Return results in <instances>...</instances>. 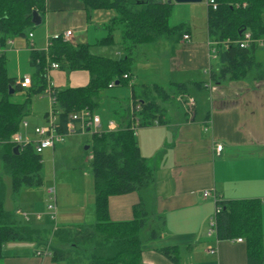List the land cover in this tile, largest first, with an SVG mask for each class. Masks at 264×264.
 <instances>
[{
    "label": "trees",
    "instance_id": "trees-1",
    "mask_svg": "<svg viewBox=\"0 0 264 264\" xmlns=\"http://www.w3.org/2000/svg\"><path fill=\"white\" fill-rule=\"evenodd\" d=\"M216 8L207 5V30L214 41L215 56L220 63L219 70L212 72L211 80L264 79V61L255 60L257 42L264 36V0H214ZM86 10L112 9L115 16L110 25L122 30L123 55L112 58L93 54L83 43L62 42L60 38L51 40L46 50H37L30 45L29 60L34 66L30 85L21 87L15 84L16 77L6 73L4 53L0 55V159L3 169L11 177L12 191L18 192L22 186L35 187L41 183V154L35 151L31 142L17 152L15 144L9 142L12 133L19 129L28 102L34 93H44L48 87L46 70L51 61L66 69H86L90 78L80 87H57L50 85L55 100L51 110L57 117V130L66 132L69 115L82 108L93 109L97 94L114 84L127 83L132 79V63L135 49L157 38L176 40L181 34V25L170 27L168 16L171 2L167 0H81ZM45 0H0V44L8 38L26 35L32 28L31 12L36 9L43 19ZM250 32L252 39L247 46L240 47L235 41L243 32ZM109 39L110 37H105ZM229 41V42H227ZM124 74L126 76H124ZM199 84L200 82H195ZM10 87L13 92L10 93ZM183 83H175L172 89L183 93ZM22 91L24 98L12 100L14 93ZM169 94L158 85L136 86L130 83L132 103H139L135 114L140 126L150 124L161 115L159 101ZM93 106V107H92ZM193 108V107H192ZM191 108V109H192ZM48 112L44 113V117ZM132 121V118H131ZM126 126L114 130L91 132V157L88 159L93 177L94 216L91 226L67 225L55 227L53 244L47 250L51 258L67 261V255L76 244L84 245L88 264H141V232L150 225V209L146 191L153 179V172L140 154L135 135ZM89 148V147H88ZM88 148L85 153H88ZM132 191L141 193L140 200L133 205V216L128 220L114 221L108 214V197ZM5 187L0 175V260L3 244L7 241H36L40 231L24 224L15 208L7 210L3 206ZM219 211L215 215L217 239L243 237L246 244L247 264H262L264 243L260 229V204L257 199H228L215 201ZM153 225L146 232L147 239L158 237L164 220L157 214ZM43 232H47L46 230ZM69 245V248H62ZM72 247V248H71ZM160 252L178 264L176 247H164Z\"/></svg>",
    "mask_w": 264,
    "mask_h": 264
},
{
    "label": "crops",
    "instance_id": "crops-1",
    "mask_svg": "<svg viewBox=\"0 0 264 264\" xmlns=\"http://www.w3.org/2000/svg\"><path fill=\"white\" fill-rule=\"evenodd\" d=\"M45 1L40 23L43 25L40 35L45 42L50 34L71 30V42L86 44L89 49L94 43L112 42L113 29L120 27L110 25L115 16L112 9L86 10L81 0ZM205 12V32L200 36L188 19L191 23L183 25L176 40L157 38L135 49L138 53L144 51V67L152 72L137 77L141 80L137 86L158 84L169 94L165 100H158L161 109V115L155 117L158 124L139 126L135 134L139 152L153 172L145 192L153 212L150 225L141 232V264H175L160 252L164 247L174 246L178 264H247L243 237L219 240L214 234L208 235L209 218L215 206L213 196L221 200L257 199L264 243V79L229 80L225 76L211 80L220 63L216 62L214 41L208 35L207 3ZM183 34L188 37L183 38ZM36 37L38 34L32 33L33 46ZM14 40L12 37V43ZM260 40L263 43L257 45L264 46V36ZM255 60L264 61V52L256 57L255 50ZM131 83L135 84L134 80ZM175 83L184 84L183 93L171 88ZM180 96L194 99L191 110H187ZM131 102L132 99L117 112L114 129L126 126L129 120L131 123ZM217 143L222 145L219 152L215 150ZM204 190L210 192L207 197L202 196ZM28 198L23 201L28 204H17L14 208L37 210ZM140 198L139 191L110 195V219H131L132 207ZM157 214L164 220L162 231L158 237L147 239L146 232L159 223L154 218ZM67 225L86 226L64 223L52 229ZM239 237L241 241L237 240ZM37 249L40 248L31 241H7L3 244L0 264H65L55 262L49 253L37 255Z\"/></svg>",
    "mask_w": 264,
    "mask_h": 264
},
{
    "label": "rangeland",
    "instance_id": "rangeland-1",
    "mask_svg": "<svg viewBox=\"0 0 264 264\" xmlns=\"http://www.w3.org/2000/svg\"><path fill=\"white\" fill-rule=\"evenodd\" d=\"M206 2L201 0L198 2H175L171 1L170 13L168 16V25L170 27H183L191 19V27L197 32V35L205 32V12ZM196 26V28L193 27ZM43 25L33 26L25 30L26 35H15L14 43H6L5 45V67L9 77L20 78L24 75L32 76L34 66L30 64L29 51L30 40L33 38L27 37L28 32L38 34L36 44L33 46L37 50H45V39L40 35ZM182 29V28H181ZM121 28L113 29V40L110 43L101 45L94 43L90 46L89 51L93 54L104 55L107 57L117 58L123 55L121 43ZM134 52L135 62L132 64L133 77L130 82L114 84L102 89L95 98V103L91 110L93 114L100 118V125L97 131L111 130L109 127L110 120H118V113L126 108L130 103V84L132 80L136 86L141 80L137 77H142L147 73H152L147 70L143 64V53ZM264 52V46L256 48V57ZM213 60V59H212ZM216 62L218 60L216 59ZM155 63V62H154ZM48 85L57 87H80L88 83L90 75L86 69H66L62 67L51 68L46 70ZM24 98L22 91L13 94L12 100L20 102ZM50 97L47 93H34L31 95L27 106V112L23 115L21 121L27 123V127L23 128L19 124V131L27 132L32 138L33 127L35 125L44 124L47 122L44 117L45 112H50ZM138 130V129H137ZM88 146V153H85L84 146ZM91 152V132H74L64 136L60 143H56L54 148H46L41 154V183L35 187L22 186L18 192L12 191L11 177L3 169L0 159V175L5 187V196L3 206L7 210H12L15 205H26L23 202L27 200L33 202L34 213H41L44 216L41 221H34L29 216L28 220H23L24 224L32 228L45 229L47 232H40L39 240L43 243L31 241L34 246L40 249L49 248L53 244L54 225L64 223H80L86 226H91L95 221L94 216V187L91 168L89 165V155ZM54 187L55 190V208L51 211L48 209V203H51L46 193L48 187ZM28 190L30 193L26 195L24 192ZM35 203V204H34ZM30 214L33 212L28 210ZM55 213V220L51 218V213ZM69 245H63L62 248H69ZM72 248V247H71ZM84 245L76 244L75 249L67 255L65 264H83L89 263L87 259V251L83 250ZM85 264V263H84Z\"/></svg>",
    "mask_w": 264,
    "mask_h": 264
},
{
    "label": "built area",
    "instance_id": "built-area-1",
    "mask_svg": "<svg viewBox=\"0 0 264 264\" xmlns=\"http://www.w3.org/2000/svg\"><path fill=\"white\" fill-rule=\"evenodd\" d=\"M165 1V0H163ZM205 2L207 3V5H210L213 9L216 8V2L214 0H205ZM28 37H32V32H28L27 34ZM71 30H65L62 33H54V34H50L47 36L46 38V48L50 45L51 40L54 38H60L62 42H71ZM183 38H187V34H183L182 35ZM251 41H254L252 39V36L250 34V32L245 31L243 32L242 37L235 41L239 44L240 47H245L247 46ZM257 43L262 44L263 41L260 39L255 40ZM229 42V41H227ZM5 43H12V38H8L6 40ZM30 45H32L30 43ZM4 52V45L0 44V55ZM51 68H58L59 64L55 61H51L49 63V66ZM124 76H126L124 74ZM15 84L20 85L21 87H28L30 85V76L29 75H24L20 78H16L15 79ZM49 84V83H48ZM51 85V84H50ZM45 89V93H47L50 97L51 103L55 100V96L53 91L49 88V86ZM113 85V81L109 83L108 86H112ZM179 98H183L182 96H180ZM184 100V105L187 107V110H191V108L195 105V101L192 97L190 96H184L183 98ZM51 103H50V112L47 113V116L45 117L47 122L44 124H39V125H35L33 127L32 133L34 137H30L29 134L27 132H20L19 130L15 131L14 133L11 134L10 138H9V142H11L12 144H15V146H17L18 148H22L23 146H25L27 143L31 142L35 148V151L38 153H41L44 149L46 148H54L56 143H60L62 142V140L64 139V136L70 134V133H74V132H93V131H97V127L100 125V118L93 114L92 111L88 108H82L79 109L77 111L72 112L69 115V121L66 123V132H60L57 130V117L55 115V113L51 110ZM140 108L139 103H132L131 102V118L132 121L130 123L129 128L131 129V131L133 132V134H136V130L137 128L140 126V122L139 119L136 117V113L138 112ZM21 126L23 128L27 127V123L25 121H21L20 122ZM150 124H158V120L154 119ZM109 127L111 130H113L115 128V124L113 121H109ZM222 145L217 143L215 144V150L216 152H219L221 150ZM91 157V155L89 156V158ZM48 198L50 200L51 203H48V209H50L51 211L53 210V208H55V190L54 187H48L47 191H46ZM210 194V192L208 190H204L202 192V196L203 197H207ZM214 201L217 200L216 196H213ZM219 211V206H214V210H213V214L212 216L209 218V224H208V229H207V233L208 235H212L215 232V215L216 213ZM16 214H18L19 216H21L23 219L28 220L29 218V213L25 210H23L21 207H17L15 209ZM51 218L55 219V213H51ZM35 218L36 219H41L42 218V214L41 213H35ZM238 241H241L242 239L239 237L237 238ZM209 251H213V249L211 247L208 248ZM47 250H36V254L37 255H41V254H46Z\"/></svg>",
    "mask_w": 264,
    "mask_h": 264
},
{
    "label": "water",
    "instance_id": "water-1",
    "mask_svg": "<svg viewBox=\"0 0 264 264\" xmlns=\"http://www.w3.org/2000/svg\"><path fill=\"white\" fill-rule=\"evenodd\" d=\"M171 1H175V2H198V1H201V0H167L168 3H170ZM41 20H42V18H41L40 13L36 9L32 10V12H31V19H30V22H31L32 26H38V25H40ZM9 92L10 93L13 92V88L12 87H10ZM87 131H88V129H87ZM87 148H88L87 145L84 146V149L85 150ZM17 150H18V147L17 146H14L13 147V151L17 152Z\"/></svg>",
    "mask_w": 264,
    "mask_h": 264
}]
</instances>
